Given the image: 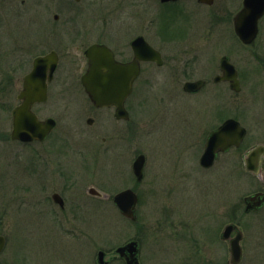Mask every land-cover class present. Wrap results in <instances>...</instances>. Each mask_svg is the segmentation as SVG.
Masks as SVG:
<instances>
[{
  "label": "rangeland",
  "instance_id": "1",
  "mask_svg": "<svg viewBox=\"0 0 264 264\" xmlns=\"http://www.w3.org/2000/svg\"><path fill=\"white\" fill-rule=\"evenodd\" d=\"M99 1L107 11L108 1ZM239 5L227 8V16ZM2 12L28 15L12 5ZM231 26L227 22L218 30L212 27L216 36L206 53L195 41L196 57L178 58L195 65L190 75H208L213 82L220 73V57L228 52L241 72L240 92L225 83H210L194 96L182 87L137 89L132 98L144 100H130V122L118 123L109 110L95 115L88 111L89 104H78L59 119L45 142L25 144L10 139L19 89L0 87V233L7 239L0 264H94L95 242L98 249L110 251V259L114 247L132 238L140 241L145 264H222L224 254L226 263L230 254L220 234L229 222L238 223L245 234L241 264H264V207L244 213V197L264 191V171L256 176L244 167L248 149L264 144V17L254 46L240 43ZM12 27L13 32H28L21 30L25 26ZM162 74L164 84L168 79ZM86 99L83 93L59 99L52 93L49 100ZM89 116L94 117L92 125ZM227 117L246 126L248 137L241 148L220 154L212 167L203 168L199 159L205 135ZM140 153L146 156L141 183L132 171ZM57 166L77 177L78 186L84 182L83 192L91 184L112 194L132 187L143 203L139 220L125 218L112 202H95L93 210L82 213L85 235L76 234L71 217L62 218V229L50 211L28 202L40 182L62 177L51 171Z\"/></svg>",
  "mask_w": 264,
  "mask_h": 264
},
{
  "label": "flooded vegetation",
  "instance_id": "2",
  "mask_svg": "<svg viewBox=\"0 0 264 264\" xmlns=\"http://www.w3.org/2000/svg\"><path fill=\"white\" fill-rule=\"evenodd\" d=\"M107 1V11H105L104 7H100L99 0H0V87L19 89L11 114L16 107L25 101L20 96L25 84L28 83V86L33 88L46 87L47 99L34 100L32 110L41 120L53 118L56 121V126L51 133L57 128L59 119L69 114L73 106L84 103L90 105L88 111L94 112L95 115L100 111L109 110L116 122H130L132 113L130 100H144L141 97L132 98L137 89L154 88L158 85L173 88L182 87L185 93L194 96L199 94L210 83L216 85L225 83L232 90L230 81H216V77L222 76L224 73L221 68L223 56H227L229 61L235 66L242 89L240 69L232 61L228 52L220 57V73L214 75L213 82L209 81L208 75L198 78L193 77L192 74L190 75L189 73L195 70V65L192 66L193 64L190 61L185 64L178 57L194 55L198 51L197 45L193 44L195 41L201 47L200 51L205 52L212 43V38L216 36L211 31L212 27L218 26L216 28L218 30L221 25H225L227 22L232 23L233 36L235 35V38L240 43L245 46H254L258 38L251 45L244 44L234 29V17L242 8L243 0ZM239 3H241V6L239 5L240 9L232 16H227V8L237 6ZM7 5H12L18 9L21 8L28 15L26 17L5 16L2 9ZM14 24L18 27L25 26L21 30L27 28L28 32L24 34L23 32L18 33L19 31H11ZM218 43L220 42L218 41ZM93 45L104 46L109 49L117 62L123 64L137 63L135 68L137 73L132 84V92L124 102V107L129 113L128 119L117 118L116 106L114 105L98 106L94 104L85 91L83 76L89 67L86 51ZM151 49L158 53L162 63H158L156 59L140 58L136 60V56H146V53H150ZM193 57H196V55ZM169 61L174 63L169 64ZM165 68L167 70L162 71ZM208 72L210 74V70ZM162 73H165V78L166 80L168 79L164 84L161 83ZM183 76H185L184 79L182 78ZM127 77L130 79L131 75L129 74ZM196 81H204L202 87L196 91H187L185 89L187 83ZM52 93L58 99L59 96L64 97L83 93L88 99L49 100ZM165 100L173 99L167 98ZM228 118L231 117L225 118L221 123ZM232 118L238 120L235 117ZM87 122L92 125L94 117L89 116ZM219 125L209 128L207 136L200 133L205 135L202 145L203 151L209 134ZM246 129L247 134L244 140L236 148H241L248 137V128L246 127ZM51 133L44 141L34 142H45ZM257 145L248 149L244 156V161L248 153ZM98 150H100V147L96 149V151ZM46 167L50 169L48 166ZM63 167L57 166L51 170L59 174V176L62 175L61 178L42 181L34 187L31 192L33 198L28 200V202L31 201V206L50 211L62 229L65 227L62 218L71 217L76 224L74 227L78 230L76 234L81 235H85L86 231L83 227L82 213L93 210L95 202H112L120 214L129 219L120 211L114 201V197L121 191L132 187H126L112 194L103 188L91 184L85 187L83 192L82 185L84 182L78 186L77 177L68 176L65 167ZM244 167L246 170V166ZM263 171L264 153L260 156L258 172L247 170L246 172L258 176ZM133 176L139 183L144 179L143 177L142 180H138L134 174ZM133 190L138 197L135 206L136 219H133V221L137 222L139 220V211H141L140 207L143 206V203L141 198H139L140 194L135 189ZM95 191H98V193ZM257 192L264 191L259 190L252 194ZM0 236L4 237V245L0 250L1 256L7 248V239L3 233H0ZM131 241L137 242L136 250L122 249ZM109 254L110 251L108 250L98 249L95 242L92 252L94 264H110L114 259L119 260L118 264H128V261L134 260V258H136L137 264H145L141 259L142 248L140 241L135 238L114 247L113 255L110 259L107 258ZM100 256L102 257L101 260ZM225 258L224 254L222 264H227Z\"/></svg>",
  "mask_w": 264,
  "mask_h": 264
},
{
  "label": "water",
  "instance_id": "3",
  "mask_svg": "<svg viewBox=\"0 0 264 264\" xmlns=\"http://www.w3.org/2000/svg\"><path fill=\"white\" fill-rule=\"evenodd\" d=\"M264 16V0H244L242 9L234 17V27L238 37L245 44H253L259 34V21ZM89 59V67L83 76L85 91L92 102L98 106H116L117 118H129V113L124 107L126 98L132 92V84L137 73V63L123 64L114 59L112 52L104 46L93 45L86 51ZM140 58L158 60L160 56L154 50L147 52L146 56ZM222 76H217L216 81H230L231 88L240 91V81L235 66L227 56L221 60ZM131 75L130 79L127 75ZM204 81L189 82L186 84L187 91H196L202 87ZM25 100L20 106L13 110V125L11 139L22 142L34 140L43 141L55 128L56 121L53 118L41 120L32 110L34 100H46V87H29L25 84L21 96ZM91 122V120H89ZM247 134L246 127L234 119L228 118L209 134L205 149L200 157V164L203 167L214 165L220 152L228 151L232 146L238 147ZM264 153V145L255 146L246 156V169L258 172L260 167V156ZM146 157L139 154L133 163V171L138 180L144 176ZM98 193V191H95ZM137 194L131 188H127L114 197V201L120 211L129 218L136 219L135 206ZM246 212L258 210L264 205V192H257L245 198ZM235 231V235L232 233ZM222 239L229 241L228 264H239L243 257L242 240L244 233L236 223H228L222 233ZM4 245V237L0 236V250ZM137 242L131 241L122 249L136 250ZM100 256V260H101ZM128 264H137L136 258L128 261Z\"/></svg>",
  "mask_w": 264,
  "mask_h": 264
}]
</instances>
